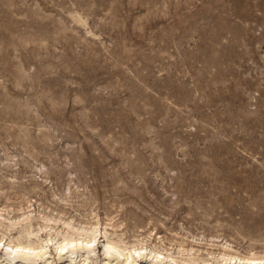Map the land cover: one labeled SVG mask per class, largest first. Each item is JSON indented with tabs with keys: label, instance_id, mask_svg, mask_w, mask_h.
Here are the masks:
<instances>
[{
	"label": "rangeland",
	"instance_id": "obj_1",
	"mask_svg": "<svg viewBox=\"0 0 264 264\" xmlns=\"http://www.w3.org/2000/svg\"><path fill=\"white\" fill-rule=\"evenodd\" d=\"M27 198L264 253V0H0V208Z\"/></svg>",
	"mask_w": 264,
	"mask_h": 264
},
{
	"label": "bare ground",
	"instance_id": "obj_2",
	"mask_svg": "<svg viewBox=\"0 0 264 264\" xmlns=\"http://www.w3.org/2000/svg\"><path fill=\"white\" fill-rule=\"evenodd\" d=\"M71 17L84 23L77 12ZM29 201L15 209L0 208V264H264V253L241 254L227 240L210 238L204 243L208 247L201 248L181 239L175 250H168L161 245V235L154 233L157 240L147 242L151 229L129 242L124 232H117L120 223L109 222L111 218L101 228L98 218L83 221L63 210L32 208Z\"/></svg>",
	"mask_w": 264,
	"mask_h": 264
}]
</instances>
